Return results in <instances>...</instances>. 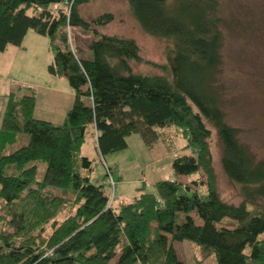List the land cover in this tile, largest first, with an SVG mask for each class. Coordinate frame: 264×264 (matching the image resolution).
Wrapping results in <instances>:
<instances>
[{
  "label": "trees",
  "instance_id": "16d2710c",
  "mask_svg": "<svg viewBox=\"0 0 264 264\" xmlns=\"http://www.w3.org/2000/svg\"><path fill=\"white\" fill-rule=\"evenodd\" d=\"M87 1L0 0V50L20 45L27 30L45 35L52 54L46 70L64 77L73 92L58 124L32 116L33 88L6 95L0 208L7 230L0 228V264H182L172 242L183 239L209 251L214 264H264V159L247 151L220 108L218 2L126 0L137 26L168 43L159 72L142 73L129 65L141 60L134 39L97 30L112 13L84 19L78 6ZM58 3L63 8L52 13L48 7ZM71 28L89 34L84 49L71 41ZM91 123L101 156L124 148L130 133L151 146L156 128L169 125L191 152L174 153L173 177L152 181L150 191L138 186L113 207L103 185L90 181L89 159L78 156ZM205 123L214 130L220 168L239 186L237 203L216 191ZM195 173L203 180L190 181L203 191L179 180ZM65 204L73 210L56 219ZM223 218L232 223L217 225Z\"/></svg>",
  "mask_w": 264,
  "mask_h": 264
},
{
  "label": "rangeland",
  "instance_id": "374dc122",
  "mask_svg": "<svg viewBox=\"0 0 264 264\" xmlns=\"http://www.w3.org/2000/svg\"><path fill=\"white\" fill-rule=\"evenodd\" d=\"M216 2L221 35L220 69L217 79L220 108L224 120L236 128L237 138L247 151L254 159H264V0H216ZM59 7L63 8V4H52L48 9L53 13ZM78 8L84 19L103 11H110L113 19L96 29L106 34L114 33L134 39L141 60L129 62L132 71L159 72L157 65L164 62V48L168 43L148 35L137 26L130 16L126 0H88ZM30 11L32 10L27 9L28 13ZM31 32L27 31L22 40L26 49L18 50L17 53L6 49L4 52L0 50V86L6 85V89H13L15 94L23 92L24 85H30L32 82L43 85L48 79L45 76L49 56L45 49L48 44L47 38ZM29 34L33 35L29 37ZM70 38L74 45L84 49V44L90 36L77 28H71ZM205 125L210 130L208 147L216 191L223 200L237 203L241 199L239 186L225 177L220 168L219 147L214 130L210 125L206 123ZM85 130L78 156L88 157L90 181L103 185L112 199L113 207L120 201H128L138 192L136 189L138 186L143 185V191H150L152 181L173 177L170 163L174 153L191 152L190 148H182L185 137L173 125L156 128L158 140L152 142L151 146L147 147L137 132L130 133L125 136L124 148L105 153L103 156L95 151L90 127ZM25 140L26 134L21 136L19 142L24 143ZM104 165L110 167L112 181L105 174ZM203 178L199 173H195L179 177V180L190 187L196 185L203 191V185H193L190 181L191 179L200 181ZM65 196L69 197V194ZM61 209L62 211L56 214V219L73 210L68 204ZM4 213L5 209L2 206L0 215L3 218L0 219V228L7 230L5 223L7 215L5 217ZM231 223L230 219L223 218L217 225L229 226ZM49 224L50 222L43 225L42 234L48 230ZM263 236L264 231L259 237ZM172 248L182 264H214L209 251L199 248L188 239L174 240Z\"/></svg>",
  "mask_w": 264,
  "mask_h": 264
},
{
  "label": "crops",
  "instance_id": "0c3cea01",
  "mask_svg": "<svg viewBox=\"0 0 264 264\" xmlns=\"http://www.w3.org/2000/svg\"><path fill=\"white\" fill-rule=\"evenodd\" d=\"M27 31L28 32L32 31L34 33L33 30H27ZM27 31H26V33H27ZM25 34H24V36H25ZM32 35L33 34H29V37H31ZM24 36H23V38H24ZM23 38L21 39L20 45L15 46V45L10 44L5 49L9 50V52L11 51L13 53H17L18 50L21 51V50L26 49V45H24L22 43ZM5 49L1 50V52H4ZM45 49H47V52L49 54V56L47 58L48 61L46 62V63H48L52 59V54L48 48V44H47V47H45ZM46 74L47 75H45V76H47L48 79L45 81L44 84L42 83L43 85L32 82L30 85H24V86L31 87L34 89V98H33L34 104L31 108L32 116L34 118L36 117V118H39V119H42L45 121L47 120V121L58 124L59 122L63 121L62 119L64 117V114H65L66 110L68 109L69 105L71 104V102L73 100V97H72L73 92H72L70 86H68L64 77L57 76V75L56 76L51 75L47 72V70H46ZM61 78H63L65 82ZM29 82H31V81H29ZM9 91L10 90L6 89V85L0 86V118L2 116V112L4 109L5 103H6V100H5L6 95ZM87 127H90V134L93 138L94 148L96 151L95 130L93 129L92 123L87 125L85 127V129ZM83 138H84V134H83ZM79 150H80V148H79ZM84 156H86V155H84ZM120 202H122V201H120Z\"/></svg>",
  "mask_w": 264,
  "mask_h": 264
},
{
  "label": "built area",
  "instance_id": "2783aa9c",
  "mask_svg": "<svg viewBox=\"0 0 264 264\" xmlns=\"http://www.w3.org/2000/svg\"><path fill=\"white\" fill-rule=\"evenodd\" d=\"M104 170L106 174L109 176L110 180L112 181V178L110 177V174H109V172L111 171L110 167L104 165Z\"/></svg>",
  "mask_w": 264,
  "mask_h": 264
}]
</instances>
